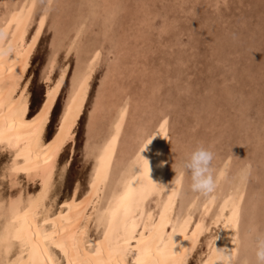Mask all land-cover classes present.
I'll use <instances>...</instances> for the list:
<instances>
[{"label": "bare ground", "instance_id": "1", "mask_svg": "<svg viewBox=\"0 0 264 264\" xmlns=\"http://www.w3.org/2000/svg\"><path fill=\"white\" fill-rule=\"evenodd\" d=\"M54 1L57 2L58 0H44L41 10L37 12L41 4L40 0H0V5L3 7L2 13H0V30L3 31V36L0 37V47L5 49L3 76L5 81L12 79V76L7 72V68L11 66L13 73L21 77L15 95L19 100L20 92L27 94L25 120H32L40 112L45 99H47L49 89L56 87V81L60 79L62 70H64V79L59 91L55 94V101L52 105L53 110L64 80L68 75V89H66L67 93L62 107L60 105L59 121L66 107L72 103L74 87L78 88L82 75L88 74L90 76L78 115L75 109L73 110V134L69 138V142L53 155L49 164L43 163L44 156L42 153L37 170H33L31 173L13 172V160H16L18 165H23L25 161L23 157L17 158L16 148H10L7 140L0 143V151L7 153V160L3 161L0 166V186L6 180L5 185L15 189L8 195L0 191V237L3 238V243H0V264H34V261L35 264H45V261H50L51 264H69L70 260L74 261L75 264H117V261L119 264H136L137 257L142 256L145 248L149 246L155 248V245L152 244L153 240H156L157 245L163 247V243L158 239V233L154 229V225L161 221V213L165 217L164 242H167L168 234L172 233L173 227H175L176 233L172 237L173 251L183 256L184 264H187L192 256H194V264H211L213 250L209 246V239L214 235L218 237L214 241L217 248L225 247L229 250L231 248L238 250L240 258L250 255L246 239L250 228L253 226L264 228V224L260 223L262 220L260 214L264 216V199L262 196L259 198L258 189L260 188L256 189L250 184L258 177V163L244 155L236 159L232 152H226L222 157L215 155L213 167L216 174L221 177L218 187L211 196L196 199L197 194L188 189L187 179L183 185L179 182L181 159L174 152L175 147L173 149L169 147L172 142L170 143L171 124H169L167 110L165 111L160 105L154 107L156 103L153 102L151 89H148L147 92H136L131 84H123V80L121 83L113 85L118 77V73L114 74L117 68L119 75L121 73L122 75L127 74L123 70L127 71V67L130 68L128 76L136 73L133 68L138 70L143 68V64L136 55L138 47L144 44L143 34L138 35V30L137 33L130 32L135 34L133 36L135 40L130 42L131 45H126L130 39V34L126 32L128 31L126 29L131 27L133 30V24L128 23L132 19L124 26L120 24L119 20L120 15L125 17L124 12H127L125 10L126 0H76L73 12L67 11L71 16H67L69 19L63 21L62 18H59L62 15L56 12L51 13L50 18L55 21V29L51 50L42 74V79L45 82L43 98L35 112L29 114L30 102L27 87H25L27 85L25 75L30 65L33 50L35 51V45L44 27V24L41 25L40 19L43 17L45 23L51 6L56 4ZM61 2L63 3V1ZM63 10L67 9L63 8ZM21 13L26 21V26L22 23L17 29L14 14L19 16ZM9 21H12L11 25ZM32 21H35V24L30 33L27 34ZM34 36L36 39L33 42ZM105 42L108 43L106 47ZM9 44H11V52L7 51ZM29 45H32L31 49H29ZM111 48H115L116 56L113 60L112 58L109 59L100 83L96 87V94L93 96L92 106L88 112L85 125L83 152L85 160L89 163L85 187L78 191L77 182L71 193L67 197L65 196L66 198L62 202H58V195L54 194L55 191L53 192L55 176L62 173L68 162L66 160L65 163L61 164L59 162L60 155L65 147L68 145L71 147L74 141L75 127L84 111L90 90L89 82L96 71L102 52ZM60 49H63L64 62L73 55V64L69 74L66 72L67 65L61 64L59 69L57 68L56 76L54 74L55 77H53L57 66V54ZM139 52L140 55H143L141 51ZM96 53H99V56H96ZM93 57H96L94 62ZM50 58L54 60L52 65H49ZM159 71H163V69ZM73 73L76 76L75 84ZM175 78L174 81L177 82L178 80ZM5 96H7V91H5ZM170 100L172 102V98ZM176 101L178 100L176 99ZM48 123L44 125V131L41 135V149L51 143L58 130L59 122L51 141L44 146ZM162 124L164 125L163 128H161ZM24 131L13 132V135H23ZM232 132L234 131L232 130ZM177 135L176 132L174 136ZM152 136L154 137L151 141L141 150L145 141H148ZM238 142L240 143L239 140ZM212 144L210 139L205 143L206 146H212ZM241 148L243 150L242 146ZM212 149L215 150L214 147ZM139 153L148 162L149 173L147 169V176L144 175V163ZM258 158L260 159L261 156L258 155ZM246 164H249L251 169L247 178L241 180V169ZM50 169L52 187L48 193V199L42 201L36 215L35 222L40 225L42 234L41 248L36 251L34 246L22 247L20 242L13 240L12 237L16 236L17 229L27 228L23 220V212L28 208L29 197L36 199L40 196L42 181ZM97 172H99V176H97ZM94 180L96 181L95 187L93 186ZM129 181L132 182L133 191L124 203L131 206L132 214L125 221L124 208L122 206L119 208L114 224L115 230L110 235L109 240L106 241L104 234L110 219L106 210H115L121 204L120 198L128 191L127 183ZM22 182L35 184V188L31 191L27 190L23 184L21 186ZM17 200L22 201L20 219L18 220L13 204ZM259 204L263 205L262 209L261 207L258 209ZM68 205H72V207L69 208ZM44 219L54 220L55 224H44ZM125 223L127 227H125ZM133 223L135 224L134 229L131 227ZM197 224L201 225V229H197ZM206 227H210L209 233L203 231ZM45 232L48 234L61 232L62 235L56 236L55 239L68 242V255L54 246L51 235L48 241H44L43 233ZM24 234L27 235V232L25 231ZM73 235L79 243L78 252L72 244L71 237ZM126 236L128 243L124 244L123 238ZM142 236L144 243L138 245L137 241ZM234 238L236 239L235 244H233ZM117 239H120L122 246L119 256H117ZM201 239L204 240V246L200 249ZM168 264H173L171 259L168 260Z\"/></svg>", "mask_w": 264, "mask_h": 264}, {"label": "rangeland", "instance_id": "2", "mask_svg": "<svg viewBox=\"0 0 264 264\" xmlns=\"http://www.w3.org/2000/svg\"><path fill=\"white\" fill-rule=\"evenodd\" d=\"M58 1H54L56 4L52 5L48 12V18L35 45L25 75L30 102L29 114L35 112L43 98L45 82L42 74L51 50L55 29V21L50 18L51 13L62 15L59 17L62 21L67 20L71 16L68 12H73L76 3V0H61L63 3ZM43 2L44 0H40L41 4L37 12L41 10ZM2 9L0 5V13ZM125 10H127V12L123 11L125 17L120 15V24L124 26L130 19L133 21V23L128 22L133 24V30L131 27H127L128 31L124 29L130 34L126 45H131L130 42L135 40L133 37L135 34L130 32L139 31L138 35L143 34L145 45L138 47L136 54L143 68L140 70L133 68L136 73L130 76H128L130 68L127 67V71L123 70L127 73L124 75L122 73L119 75L117 68L114 74L118 73V77L113 85L123 80V84H131L136 92H147L151 89L153 102L156 103L154 107L160 105L169 114L170 143L172 142L169 147L170 149L175 147L173 150L180 159L195 142L205 145L210 139L213 143L212 148L215 149L214 153L218 157H222L226 152H232L236 159L244 155L255 160L258 163V172L253 167L252 169L257 172L258 177L253 180L254 184H250L256 189L260 188L259 198L262 196L264 199V0H126ZM34 22H31L27 34L32 30ZM95 28L97 30V27ZM104 45L106 47L108 43L105 42ZM139 51L143 55H140ZM62 56L63 49H60L53 77L56 76L61 64L67 65V74L71 70L73 55L65 62ZM115 56V48L102 52L96 71L89 82L90 90L84 111L75 127L74 141L71 147L66 146L60 155L61 164L66 160L68 162L61 176H55L53 192L58 195V202H62L71 193L77 182L78 191L85 187L89 164L83 152L85 125L93 96L96 94V87L100 83L109 59L113 60ZM162 69L164 72L159 71ZM136 78L140 79V82ZM174 78L178 81H174ZM67 86L68 75L51 112L44 146L51 141L59 122V113L67 93ZM142 86L145 87L144 90ZM152 86L155 91L152 90ZM166 93L168 95L171 93L172 97ZM165 100H169L168 103ZM170 102L174 103L173 106ZM176 132L178 135L174 136ZM0 152L1 166L3 161L7 160V153ZM258 155L261 156L260 159ZM5 181L2 182L0 191L8 195L15 189L5 185ZM22 184L30 191L35 188V184L22 182L21 186ZM259 207L262 209L263 205L259 204L258 209ZM260 215L262 217L260 223L264 224V216ZM201 240L200 249L204 246V240ZM194 261L192 256L187 264H194Z\"/></svg>", "mask_w": 264, "mask_h": 264}, {"label": "snow or ice", "instance_id": "3", "mask_svg": "<svg viewBox=\"0 0 264 264\" xmlns=\"http://www.w3.org/2000/svg\"><path fill=\"white\" fill-rule=\"evenodd\" d=\"M14 20L16 21V27L19 29L20 25L23 23L26 26V21L23 19V14L21 13L19 16L14 14ZM12 21H9L11 25ZM41 25L44 24V18L40 19ZM39 32V29H37ZM3 36V31L0 30V37ZM36 37H33V42ZM32 45H29V49H31ZM8 52L12 51L11 44L7 49ZM4 53L5 49L0 47V143H3L7 140L8 146L15 147L17 150V158L23 157L24 164L18 165L16 160H13V172H26L31 173L33 170H37L39 167V161L41 154L43 153L44 164H49L52 160V157L55 153H58L64 146L69 142V138L73 134L74 128V116L73 110L75 109L76 114L78 115L79 109L82 107L83 95L86 93L87 82L90 79L88 74L82 75L79 80V86L74 87V95L72 96V103L66 107L63 115L60 118L58 130L56 131L55 137L46 145L43 149H41V135L44 131V125L48 123L49 114L52 110V105L55 101V94L59 91L60 85L64 79V70L61 71L60 79L56 81V87L50 88L47 93V99H45L40 112L33 117L32 120H25L24 113L27 111V100H26V92L19 93V100H17L15 92L19 87V80L21 77L12 71V67L7 68V72L12 76V79L9 81H5L3 72H4ZM96 56H99V53H96ZM96 57H93V62ZM15 63V62H13ZM54 64V60L50 58L49 65ZM91 70V69H90ZM50 74V73H49ZM73 80L75 84L76 76L73 73ZM27 87V85H25ZM5 91H7V96H5ZM7 110V114H6ZM164 125H161L163 128ZM21 130H25L23 135L17 134L13 135V132L19 133ZM147 141H145V144ZM35 157V160H33ZM144 163V175L147 176V165ZM97 176H99V172H97ZM106 179V177H105ZM96 181L94 180L93 186L95 187ZM52 187L51 184V169L46 174L44 180L41 185V193L40 196L36 199L29 197L28 208L23 212V220L27 225V228L23 227L17 229L16 236L12 237L13 240L19 241L22 247L34 246L36 251H39L41 248V230L40 225L35 222L36 215L38 210L41 207V203L43 200L48 199V193ZM128 191L124 196L120 198L121 204L117 206L115 210H106V214L110 216V219L107 222V230L105 231V240H109L110 235L114 232V224L116 221L117 214L119 212V208L122 206L124 208V219L126 221L127 217L132 214V209L130 205L124 203V201L128 198V196L133 191L132 182L129 181L127 183ZM22 201L17 200L14 201V208L16 212V219H20V205ZM63 207V206H61ZM69 208L72 205H68ZM124 223V221H121ZM55 224L54 220L44 219V224ZM238 223V216H237ZM235 226V225H233ZM125 227L127 224L125 223ZM133 229L135 228V224L133 223L131 226ZM165 227V217L164 214L161 213V221L158 224L154 225V229L158 233V239L161 243H163V247H160L156 244V240L152 241V244L155 245L153 249L152 246H149L144 249L142 256L137 257L136 264H168V260L171 259L173 264H184L183 256H180L178 252H173L172 244H171V234H168L167 242H164L163 239V229ZM197 229H201V225L197 224ZM25 231L27 235H25ZM176 229L173 227V232ZM52 238V243L55 247L60 248L64 251L65 255H68V242L65 240L57 241L55 239L56 236L62 235L61 232H53L48 234L47 232L43 233V240L48 241L49 238ZM187 239V236H185ZM72 244L76 247L77 252L79 251V243L76 240L75 235L71 237ZM124 244L128 243V237H124ZM0 243H3V238L0 237ZM144 243L143 236L139 241H137L138 245ZM236 243V239H233V244ZM117 256H119L121 250L120 239H117ZM209 246L210 242H209ZM99 248V244H98ZM139 250V248H138ZM43 255V253H42ZM179 257V258H178ZM159 258V259H157ZM35 264V261H34ZM45 264H51L50 261H45ZM69 264H75L74 261L69 262ZM119 264V261H117Z\"/></svg>", "mask_w": 264, "mask_h": 264}, {"label": "clouds", "instance_id": "4", "mask_svg": "<svg viewBox=\"0 0 264 264\" xmlns=\"http://www.w3.org/2000/svg\"><path fill=\"white\" fill-rule=\"evenodd\" d=\"M153 137L154 136H152L146 144H148ZM146 144L142 146L141 150H143ZM140 158L146 163L149 173L147 160H145L141 155ZM214 158L215 153L212 146H206L201 142H195L184 152L181 158L179 164V182L183 185L185 179H187L188 189L190 192L197 194L196 199L211 196L218 187L221 177L216 174L213 167ZM250 169L251 166L249 164L244 165L241 169V180H245L247 178V174L250 172ZM203 231L205 233H209L211 229L210 227H206ZM174 233H176V231L170 233L172 251V237ZM217 238L218 237L214 235L209 239L213 250L211 264H264V228L259 226H253L250 228L246 237L248 247L250 249V255L243 258H240L238 250H234L233 248L230 250L225 247L217 248L214 245V241Z\"/></svg>", "mask_w": 264, "mask_h": 264}]
</instances>
